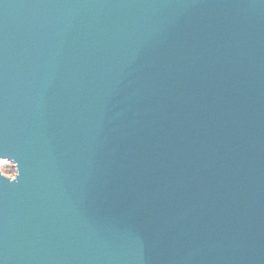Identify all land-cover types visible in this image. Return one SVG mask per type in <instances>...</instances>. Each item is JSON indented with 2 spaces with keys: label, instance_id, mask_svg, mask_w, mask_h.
<instances>
[{
  "label": "water",
  "instance_id": "water-1",
  "mask_svg": "<svg viewBox=\"0 0 264 264\" xmlns=\"http://www.w3.org/2000/svg\"><path fill=\"white\" fill-rule=\"evenodd\" d=\"M0 264H264V0H0Z\"/></svg>",
  "mask_w": 264,
  "mask_h": 264
},
{
  "label": "rangeland",
  "instance_id": "rangeland-1",
  "mask_svg": "<svg viewBox=\"0 0 264 264\" xmlns=\"http://www.w3.org/2000/svg\"><path fill=\"white\" fill-rule=\"evenodd\" d=\"M2 162L0 161V171L9 177H13L16 174V167L13 162H7L1 165Z\"/></svg>",
  "mask_w": 264,
  "mask_h": 264
},
{
  "label": "built area",
  "instance_id": "built-area-1",
  "mask_svg": "<svg viewBox=\"0 0 264 264\" xmlns=\"http://www.w3.org/2000/svg\"><path fill=\"white\" fill-rule=\"evenodd\" d=\"M7 162H10V161L6 160L3 164H5V163H7ZM3 164H1V165H3Z\"/></svg>",
  "mask_w": 264,
  "mask_h": 264
},
{
  "label": "bare ground",
  "instance_id": "bare-ground-1",
  "mask_svg": "<svg viewBox=\"0 0 264 264\" xmlns=\"http://www.w3.org/2000/svg\"><path fill=\"white\" fill-rule=\"evenodd\" d=\"M2 162V164L6 161V160H0Z\"/></svg>",
  "mask_w": 264,
  "mask_h": 264
}]
</instances>
